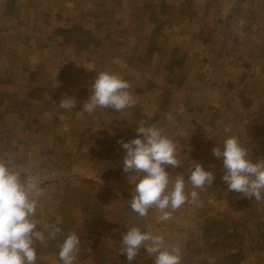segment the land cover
Wrapping results in <instances>:
<instances>
[{
	"label": "rangeland",
	"instance_id": "1",
	"mask_svg": "<svg viewBox=\"0 0 264 264\" xmlns=\"http://www.w3.org/2000/svg\"><path fill=\"white\" fill-rule=\"evenodd\" d=\"M100 71L130 82L135 107L82 112ZM141 123L177 143L170 176L187 179L193 163L214 175L168 222L154 210L139 220L128 204L120 141ZM229 124L264 160V0H0V160L46 181L41 215L78 232V264H154L144 248L131 262L119 253L134 224L179 247L182 264H264V202L228 191L212 152ZM57 250L37 243V264H58Z\"/></svg>",
	"mask_w": 264,
	"mask_h": 264
},
{
	"label": "clouds",
	"instance_id": "2",
	"mask_svg": "<svg viewBox=\"0 0 264 264\" xmlns=\"http://www.w3.org/2000/svg\"><path fill=\"white\" fill-rule=\"evenodd\" d=\"M130 88V82L116 73L96 72L91 95L81 110L93 115L108 109L115 113L131 109L135 107L136 99ZM75 106L76 100L72 97H64L59 103L65 111H71ZM167 119L170 125L175 123L171 116ZM135 130L139 134L137 138L120 141L126 150L123 171L133 173L130 182L135 185L128 201L130 211L139 220H145L154 210L158 213V222H168L185 204L199 202V192L213 183L214 175L193 163L187 179L183 174L170 176L165 167L176 168L182 164L174 139L155 125L141 123ZM224 132L225 138L212 152L223 160L225 173L222 180L227 190L240 193L243 198L264 202V160L249 158L248 149L233 134L230 124L225 125ZM45 184L46 181L31 167L0 160V264H37L40 257L36 244L47 247L54 241L58 242V264H78L81 244L78 232L65 233L61 217L53 221L41 215L43 201L48 195ZM188 184L192 188L190 192L186 190ZM140 248L154 259V264H182L183 253L179 247L167 246L163 235L134 224L123 234L119 253L131 262Z\"/></svg>",
	"mask_w": 264,
	"mask_h": 264
},
{
	"label": "trees",
	"instance_id": "3",
	"mask_svg": "<svg viewBox=\"0 0 264 264\" xmlns=\"http://www.w3.org/2000/svg\"><path fill=\"white\" fill-rule=\"evenodd\" d=\"M175 1H179V2H182V4H184V0H175ZM139 7L140 8H142V6L141 5H139ZM132 36V35H131ZM148 47L151 49V51L153 52V58H155L156 56H155V52L157 51V49L150 43L149 45H148ZM81 205H83L84 204V199H82L81 201ZM84 206V205H83ZM80 208H82L83 209V207L81 206ZM79 208V209H80ZM91 224H93V223H91Z\"/></svg>",
	"mask_w": 264,
	"mask_h": 264
}]
</instances>
